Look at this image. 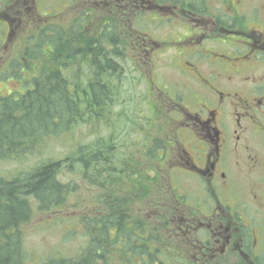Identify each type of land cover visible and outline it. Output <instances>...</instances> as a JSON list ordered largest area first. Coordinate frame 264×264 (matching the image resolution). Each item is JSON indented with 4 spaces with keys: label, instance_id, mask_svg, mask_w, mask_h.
I'll return each instance as SVG.
<instances>
[{
    "label": "rangeland",
    "instance_id": "rangeland-1",
    "mask_svg": "<svg viewBox=\"0 0 264 264\" xmlns=\"http://www.w3.org/2000/svg\"><path fill=\"white\" fill-rule=\"evenodd\" d=\"M143 2L146 7L138 9L147 14L138 17L139 14L133 12L123 19L118 15L123 12L116 0H0V94H11L20 88L25 77L30 79L33 71H40L39 65H24L23 71V67H16L17 63L4 71L12 58L20 59L24 54L37 22L43 27L54 22L68 26L85 14H81L83 9H91L93 22L89 28L94 34L106 24L108 33L120 35L117 43L123 49L121 56L114 59L123 66L124 75L112 112H108L109 125L100 124L88 140L98 136L113 138L115 154L124 156L129 152L147 154L144 149L153 145V136L171 134L169 142L174 146L167 152V159L161 163L147 157L144 165L141 164L148 170L145 173L154 168L149 177L164 172L159 175L165 178L163 182L156 184L157 180L150 185L153 190L159 188V192L151 190L152 194H146L136 205L151 198L158 200L160 189L165 185L168 187L165 193L172 202L181 200L180 204H174L176 210L184 209L190 217H197L198 222V218L215 217L205 223L206 227L220 226L217 217L221 214L227 217L224 221L229 224L231 210H236L240 219L233 225L235 230L241 228L237 237L245 234L248 243L253 242L252 246L257 238L253 252L264 264V53L259 59L252 57L256 41L264 36V0ZM189 6L193 12L185 11ZM211 17L231 31L206 28ZM232 24L236 30L227 27ZM203 33L208 36L201 39ZM132 43L139 44L140 50ZM239 96L247 101L246 106L240 103ZM201 113L208 117L203 121L205 135L198 134L194 123L196 118L202 121ZM183 117L189 120V129L181 128ZM80 130L84 136L89 131L85 126ZM76 138L79 139L78 134ZM224 138L218 160L217 150ZM52 151L66 155L69 149L60 144L50 145L45 155ZM19 165L21 163L15 160L0 159L3 174L13 172ZM179 165L189 168L177 167ZM213 170L215 175L212 176ZM82 172L66 170L63 183L85 188L86 185L77 184H85L84 180L88 179ZM129 178L135 180L133 176ZM128 182L123 177L118 178L116 184L120 192L127 193L123 185ZM77 188L69 191L80 190ZM71 200L79 201L74 196ZM83 211L87 210L75 205L57 212L63 218L69 215L70 223L65 218L63 224L60 220L45 223L40 216L24 225L28 257L44 258L51 252L49 248L61 242L69 227L76 229L75 234L83 239V230L74 220ZM223 245L224 242L219 244ZM230 259L232 264L236 262L234 251Z\"/></svg>",
    "mask_w": 264,
    "mask_h": 264
},
{
    "label": "trees",
    "instance_id": "trees-1",
    "mask_svg": "<svg viewBox=\"0 0 264 264\" xmlns=\"http://www.w3.org/2000/svg\"><path fill=\"white\" fill-rule=\"evenodd\" d=\"M83 10L68 26L36 25L19 62L23 71L27 65H39L40 71L0 97V159L21 163L11 173L0 171V264H198L193 249L207 235L195 234L200 242L193 241L185 224L176 228L186 211L174 208L181 200L172 202L167 186L162 185L158 200L136 205L151 190L159 192L150 185L163 182L159 175L164 172L149 177L154 168L145 173L141 164L147 157L164 160L169 134L153 136V145L144 149L149 155L117 156L113 138L88 140L100 124L109 125L124 68L114 59L123 49L117 43L120 35L108 33L107 27L94 34L91 9ZM83 126L89 130L85 136ZM58 144L68 147L66 155H45L47 147ZM66 170H83L88 179L77 184L85 188L64 184ZM122 177L129 181L123 185L127 193L116 184ZM74 188L80 190L69 191ZM75 205L87 210L74 218L85 237L80 239L71 227L62 235L60 228L63 237L50 253L37 260L28 257L23 226L40 216L45 223L63 224L64 218L70 223L69 215L57 212ZM72 243L76 246H68Z\"/></svg>",
    "mask_w": 264,
    "mask_h": 264
},
{
    "label": "flooded vegetation",
    "instance_id": "flooded-vegetation-1",
    "mask_svg": "<svg viewBox=\"0 0 264 264\" xmlns=\"http://www.w3.org/2000/svg\"><path fill=\"white\" fill-rule=\"evenodd\" d=\"M118 2L117 6L118 7H121V9H119L121 12L123 13H119L118 15H121L122 18H128L130 17V15L133 14H139V16L141 15H144V14H147V12H144L141 10L142 9H138L139 7H142V8H145L146 5H145V0H116ZM112 3V2H111ZM142 3V4H141ZM123 4V5H122ZM113 5V4H112ZM108 8L109 5L107 6ZM113 7V6H112ZM114 8V7H113ZM189 7H185V11H188V12H193L194 9H189ZM135 9L137 11H135ZM113 10H117V9H113ZM128 10V11H126ZM196 10V9H195ZM129 12V13H128ZM123 14H128V15H123ZM212 21H207L206 22V28L208 27H211V29H215L214 31H231V30H228L225 26L223 25H218V23L214 20V18H212ZM222 24V23H221ZM225 25V23H224ZM217 26H218V29H217ZM104 28L107 27V25L105 24L103 26ZM227 27H231L232 30H236L233 28V24L230 25V26H227ZM208 35H205L203 33V36L201 37V39H204L206 38ZM234 36V35H233ZM258 44L257 45H254V49L252 51V57L253 56H257L255 59H259L260 55L263 56V53H264V36H262V38H259L257 41H256ZM138 45V48L137 50L139 51L140 50V47H139V44ZM142 49H146L144 47H142ZM197 51H199L198 48H196ZM260 52V54H259ZM245 58H247V56H244ZM255 59H252V60H255ZM243 61H246V63H250L251 60H243ZM242 61V62H243ZM237 71L239 70V68L236 69ZM217 91V90H215ZM219 93H221L223 95L222 92L220 91H217ZM239 100H240V103L243 105V106H246L247 105V101L239 96ZM223 98V96H222ZM261 101L263 99L259 98ZM210 110V109H209ZM217 111V110H216ZM203 115L202 113L199 114L200 116V119L202 121H199L197 118L194 120V123H195V126L198 127L197 130H198V134H203L205 135V133H207V130L204 129V126H205V123L203 121H205L208 117H204V116H201ZM213 116H215L214 120H216V112L213 111ZM211 123V121L209 122ZM188 124V123H186ZM218 139H219V136H218ZM218 152V160L221 159V155H220V149L218 148L217 150ZM217 164V163H216ZM214 163L211 162V167L214 168ZM215 175V170L212 171V176ZM230 207H232L231 205L228 206V208L230 209ZM233 207H236V206H233ZM231 222L228 224L227 221H224L227 217L225 215H219L217 218L218 220H220V226H212V225H209V227H206L205 226V223L207 221L210 220H213L215 217H207L205 219H199L200 221L196 223V226L195 224H187L188 228H192L193 231H195L196 229L198 231L202 230L201 233H196L197 234H200V235H204L206 233L207 236H203L204 238H208L205 243H202V246L201 244L199 245H196V248H200L201 249V256L200 257H197V255L195 254L194 256L197 257L198 259H201L202 262L201 264H219V263H222V264H232L230 262V258L231 256L233 255V251H234V254L236 255V262L234 264H263L262 260L258 258L257 255H255L256 253L253 252V250H256V246H257V238L256 240L254 241V246H252V243H248L247 241V238L245 237V234L242 235L240 238L237 237V234L241 231V228L240 227H236V230L234 228V225L233 224H237L238 223V220L237 219H240V216H239V213L236 211V210H231ZM199 223H201L199 225ZM211 224V223H209ZM229 225V226H228ZM199 226V227H198ZM189 233L191 232V230H188ZM191 240H196L198 241V236H191L190 237ZM200 242V241H198ZM224 242V245L223 246H219L220 243ZM239 243V244H238ZM248 259V261H247Z\"/></svg>",
    "mask_w": 264,
    "mask_h": 264
}]
</instances>
